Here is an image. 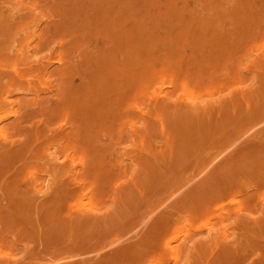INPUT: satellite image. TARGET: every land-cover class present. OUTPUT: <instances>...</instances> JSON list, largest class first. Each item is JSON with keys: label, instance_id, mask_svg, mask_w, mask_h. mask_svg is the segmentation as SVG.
Returning <instances> with one entry per match:
<instances>
[{"label": "rangeland", "instance_id": "1", "mask_svg": "<svg viewBox=\"0 0 264 264\" xmlns=\"http://www.w3.org/2000/svg\"><path fill=\"white\" fill-rule=\"evenodd\" d=\"M0 264H264V0H0Z\"/></svg>", "mask_w": 264, "mask_h": 264}, {"label": "bare ground", "instance_id": "2", "mask_svg": "<svg viewBox=\"0 0 264 264\" xmlns=\"http://www.w3.org/2000/svg\"><path fill=\"white\" fill-rule=\"evenodd\" d=\"M172 246H173V245H172V243H171V242H168V243H166V247H167V248L171 249V248H172Z\"/></svg>", "mask_w": 264, "mask_h": 264}]
</instances>
